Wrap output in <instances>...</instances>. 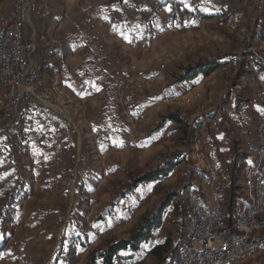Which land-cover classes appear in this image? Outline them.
<instances>
[{"label": "rangeland", "instance_id": "1", "mask_svg": "<svg viewBox=\"0 0 264 264\" xmlns=\"http://www.w3.org/2000/svg\"><path fill=\"white\" fill-rule=\"evenodd\" d=\"M90 1L97 2L109 11L112 7L116 13L112 19L122 25L128 20L140 24L144 14L151 12L155 30L151 36L142 28L130 34L134 36L136 46L134 51L131 47V56H127L129 49L119 46L118 40H128L125 36L129 34L121 35V31L116 30V36L106 37V40L110 39L108 43L112 45L111 49L105 44V38L98 39L97 46L107 56L104 61L110 57L107 61L110 75L106 78L114 81L113 88L103 93V99H100L104 101V110L110 112L113 109V114L102 112L99 106L90 107L86 102L72 99L65 92L56 101V96H53L48 86V105L52 114L38 115L25 110L32 118L26 126L21 127L24 132H20L12 121L14 111L8 108L7 91L0 86L4 91L0 90L4 96V100L0 99V128L4 129L0 134V188L3 182L18 181L27 194L26 199L15 205L12 222L2 226L5 234L0 229V240L6 241L0 250V264H76L85 254L75 240L76 250L69 256L70 233H75V236L81 233L90 252L106 240L128 237L130 229L139 224L144 215L157 209L167 193L176 194V199L184 202L185 209V188H192L188 183L196 175L194 170L198 172L202 167L198 163L200 154L205 157L202 165L207 160L216 161L215 170L221 186L226 179L228 144L220 134L217 112L224 110L232 124L240 119L232 102L226 104L225 100V87L231 74L223 68L216 70L205 81L199 75L193 80L178 82L177 76L190 58L228 52L232 43L227 34L242 41L248 35L247 26L254 27V20L262 12L257 0H198L201 4L184 0V8L188 9V13L178 10L179 20L176 22L171 20L176 9L159 8L156 0H125L119 4L115 3L116 0ZM222 2L229 3L231 8L232 17L227 20L212 17V13H208L207 17L193 18L191 15L190 10L197 4L199 10L209 12L211 7ZM6 4H10V11L0 15L10 14L12 0ZM135 6L137 11H129L130 8L134 10ZM38 20L44 19L31 18V25L28 24L23 31L25 37H32L36 41L34 28ZM91 33H95L94 29H91ZM247 45L250 50L264 57V42L261 39L255 38ZM113 62L115 65H109ZM257 83L253 91L241 94V99L246 103L256 91ZM163 98L174 100L161 103ZM257 109V105H248L247 117H252ZM169 112L180 113L189 124L197 127L190 148L178 144L175 124H168L161 131L150 134L160 116ZM87 116L90 122L94 120V125H87ZM51 119L69 126L75 144L73 155L65 151V144L61 141L64 131L46 125ZM110 119L116 130L114 147L111 138L107 140V136H104L105 130L101 133L105 139L102 142L98 141L94 130L96 123H102L105 128L104 124ZM258 120H252L255 124L251 123V135L257 149ZM99 147L113 151L112 155L107 153L103 157ZM178 149L184 150L186 160L168 177L159 183L139 188L130 197L109 207L117 186L124 178L123 169L140 174L155 167L168 152ZM81 183L84 184L82 189ZM196 184V194L200 193L202 198L208 197L209 189ZM100 215L103 219L96 221ZM172 218L170 209L165 210L163 228L158 230L152 241L162 242L165 229L171 228L175 232V219L172 221ZM189 220L187 212L183 226L185 233L189 231ZM258 232L264 234V228ZM187 239L188 236L182 239L183 246H186ZM153 245L142 247L139 264H153ZM258 262H264L261 248L239 264Z\"/></svg>", "mask_w": 264, "mask_h": 264}, {"label": "trees", "instance_id": "2", "mask_svg": "<svg viewBox=\"0 0 264 264\" xmlns=\"http://www.w3.org/2000/svg\"><path fill=\"white\" fill-rule=\"evenodd\" d=\"M145 1L148 0H144V2ZM257 2V6L262 12L259 17H256L254 20V27L247 26L248 35L243 37L242 41L239 42L235 36L227 34L232 43V48L228 52L190 58L177 76V81L193 80L199 75L206 76L211 72L224 68L231 74L228 77V83L226 85V93L229 98L231 91L240 90L242 88L241 81L250 74L251 68L259 72H264V57L250 50L247 45L248 42L253 41L255 38L264 41V31L262 30L264 25V0H257ZM157 6L159 8H175L176 12L171 15V20L173 22L179 20L178 10L181 9L182 3L178 0H159ZM216 8L219 11L218 14L224 18V20H226L227 16L232 15L229 3L222 2L217 5ZM183 12L188 13V10ZM196 14L203 16L202 11L199 10V5H196L195 12L191 13L192 16ZM42 54L41 47H38L34 56L35 60L46 65L50 75L52 70ZM110 89L112 88L108 87V90ZM241 102L242 101L238 99L237 96L233 97V108L236 109ZM102 112H104V110H102ZM110 114L113 113L110 112ZM168 124L176 125L174 131L177 132L178 135V144L183 145L185 148H190L197 127L189 124L186 118L178 112L162 114L159 122L150 134L161 131ZM218 126L225 134L228 142L229 158L226 179L222 183L224 223L223 227L217 231V234L224 242H229L237 234L233 227L236 208L239 203L244 201L241 186L239 185L243 156L239 153V142L235 139L233 129L228 125L226 115L222 114L219 117ZM60 128L64 131V136L61 141L65 144V151L73 155L75 144L72 140V131L62 124H60ZM184 155L185 152L183 149L168 152L155 167L147 169L140 174H134L128 169H123L124 178L119 186H117L115 195L109 203V207H113L121 200L130 197L139 188L168 177L181 162L186 160ZM194 171L197 173V169ZM201 173H204V171H201ZM83 181L84 179L82 183ZM82 183L81 189L84 186ZM20 185L18 181L14 183L7 181L1 184L0 229L2 226L12 222L15 205H17L19 201L27 198V194ZM176 198V194L167 193L160 200L157 209L144 215L141 218V222L130 229L128 237L123 239H110L100 243L95 249L88 252L85 264H118L120 262L125 264H139L143 254L142 247L150 245L158 230L163 228L164 212L167 209H170L175 219L173 222L175 232L173 234L168 232L165 235L163 245L152 249L153 264H175L179 253L185 247L183 246L182 239L190 234L189 231L185 233L183 230L184 217L187 216V212L184 209V202ZM199 203L202 205L200 201ZM102 219L103 216L100 215L95 220L98 221ZM1 232L5 234L6 231L2 228ZM70 235H72L69 240L70 250L74 249L75 240L78 241L80 246H85L81 233H76V236L75 233H70ZM251 240L256 242L264 253V234L261 232L253 233L251 235ZM5 243V239L0 240V250L5 246ZM256 264H264V262H258Z\"/></svg>", "mask_w": 264, "mask_h": 264}, {"label": "built area", "instance_id": "3", "mask_svg": "<svg viewBox=\"0 0 264 264\" xmlns=\"http://www.w3.org/2000/svg\"><path fill=\"white\" fill-rule=\"evenodd\" d=\"M32 17L44 20L51 17L47 0H12L10 14L0 15V86L7 91V105L14 111L12 121L16 124L25 110L38 115L52 114L48 105L47 66L33 59L39 44L23 35ZM172 100L163 98L161 103ZM249 102L264 104V80L258 81ZM3 130L0 128V134ZM256 137L255 156L242 162L244 201L236 208L233 227L237 234L229 242H224L217 234L224 223L222 186L215 168L203 169L205 157L198 156L202 167L194 180L209 189L208 201L207 205H201L195 190H186L185 210L189 213L190 234L175 264H239L260 251L251 235L264 228V116L256 124Z\"/></svg>", "mask_w": 264, "mask_h": 264}, {"label": "crops", "instance_id": "4", "mask_svg": "<svg viewBox=\"0 0 264 264\" xmlns=\"http://www.w3.org/2000/svg\"><path fill=\"white\" fill-rule=\"evenodd\" d=\"M7 1L9 2V0H6V2H4V0H0V13H6L10 11V9H8L10 7V4L8 6V4H6ZM121 1L124 2L125 0H116L115 3H122ZM148 2H151V0H148ZM158 2L159 0H156V5L158 4ZM179 2L182 3L181 9L185 11L184 0H179ZM190 2L198 3L199 1L190 0ZM48 4L52 11L51 18L47 20H38L35 24L34 29L36 34V41L39 43V47H41L42 49L43 58L48 62L49 67L52 70V73L49 75L48 86L52 90L53 96H56V101H59L60 96L63 92H65L68 93L72 97V99L86 102L87 104H90V107H93V105L95 107L99 106L98 108H100L101 111L104 110L105 104L102 100L104 95L103 93H108L110 91H105L106 87L113 88L112 86H114V81L112 80V78H106L110 75V73L108 72L109 67L107 66V61H109L110 57L109 59L107 58L104 61V58H106L107 56L103 54V49L101 50L97 46L99 42L98 39L105 38V44H108V49H111L112 45L108 43L110 39L108 38L106 40V37H110L112 35L116 36V30H120L121 35L129 34L128 36H125L126 38H128V40H118L119 46H122L125 49H129L130 52L129 54H127V56H131V47L132 51H134V48H136V46L135 40L133 39L134 36H131L130 34L134 33L136 29L142 28L148 33V36H151L155 30L152 25L154 22L153 14L151 12L144 14L142 21H140V24H137L134 20H128L122 25L121 23H117L114 19H112L114 18V14H116L113 11L112 7L109 11L108 9H104V7L102 5L100 6L97 2H91L90 0H48ZM195 7L196 5L192 7V11L190 10L191 13L195 12ZM133 8L134 10L130 8L129 11H137L136 6ZM201 11L203 13V16L196 14L192 17H207L209 16L207 15L208 13H212V17H219L221 20H224V18H222L218 14L219 11L216 6L211 7V11L209 12L203 10ZM231 17L232 15L227 16L226 20ZM91 29H94L95 33L90 34ZM122 30L124 32H122ZM262 30L264 31V25L262 27ZM113 64L115 65V62L109 63V65ZM214 73L215 71L206 76L202 75L203 81L210 79L211 76L214 75ZM261 80H264V72H259L251 68L250 74L244 77L241 81L242 88L240 90L238 89L236 91H231L229 98L227 96V93L225 94L226 104L232 102L233 106V97L235 96H237V98L242 101L241 104L236 108V110L240 114L239 121H237L236 124H232V122L228 119V125L233 129L235 139H237V141L239 142V153L243 156L242 162L244 160L253 159L257 152L256 142L251 135V123L252 120L255 121L256 119L257 121L261 116L264 115V105H257V112L254 111L252 117H247L246 107L250 105V102L248 101L246 103L241 99L240 96L244 95L243 93L245 92L247 93L249 91H253V86L255 87V84ZM0 90H2V92L4 93L2 88H0ZM225 90L227 91V88ZM0 99L4 100V96H2L1 93ZM96 99H98V101ZM104 112H107V109H105ZM110 112L113 113V109ZM222 114L226 115V112H224V110L217 112V115L219 117ZM31 118L32 117L30 116L29 112H24L20 122L17 123L16 128H18L20 132H24V129H22L21 127L23 125L26 126V123L30 122ZM86 118L88 120L87 125H94V120H91L90 122L88 116ZM46 123L48 127L55 126L56 130H62L60 128V124L65 125L69 128V126L64 124L62 121H53L51 119ZM104 127L105 128H103L102 123H96V127L94 130L95 133H97L98 141L102 142L103 140H105L104 137H102L103 135H101L102 131L104 132L105 130L104 136H107V140L111 138V144L114 147L113 144L116 143V130L114 129L112 120L110 119V121H107V124H104ZM220 134L226 139L225 134L221 130ZM98 149L99 152L102 153L103 157H106L105 155H107V153H109L110 155H112L113 153V151L105 150L102 147H99ZM227 153L229 156V146L227 147ZM205 163L206 164L202 165L204 169L209 167H214L216 169L215 160H212V162H208L207 160ZM194 166L197 167V165ZM161 180L154 181L150 183V185L159 183ZM241 184L242 183L240 179L239 185L241 186ZM188 185L194 189L195 185L197 184L195 180L192 179L188 183ZM189 189L191 188H185V191ZM197 196L202 205H207L208 197L202 198L200 193H198ZM188 230L190 232L189 226ZM168 232L172 233L174 231L171 228L165 229L164 233L167 234ZM165 235L163 239H161L163 241L160 243L152 241L151 244H154V248L156 246H160V244L161 246L163 245ZM96 240L97 239H95V241ZM80 249L81 251H84L83 254L86 255L89 251V246H86L85 244V246L82 248L80 247ZM75 250L76 248L70 250L69 246L67 249L69 256L73 254ZM84 257H82L81 261L76 264H83Z\"/></svg>", "mask_w": 264, "mask_h": 264}]
</instances>
